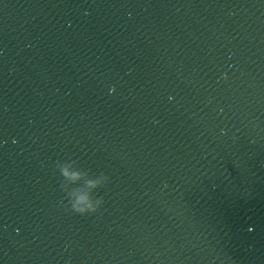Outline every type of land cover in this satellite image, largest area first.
Wrapping results in <instances>:
<instances>
[{"label": "water", "instance_id": "1", "mask_svg": "<svg viewBox=\"0 0 264 264\" xmlns=\"http://www.w3.org/2000/svg\"><path fill=\"white\" fill-rule=\"evenodd\" d=\"M0 264H264V0H0Z\"/></svg>", "mask_w": 264, "mask_h": 264}, {"label": "clouds", "instance_id": "2", "mask_svg": "<svg viewBox=\"0 0 264 264\" xmlns=\"http://www.w3.org/2000/svg\"><path fill=\"white\" fill-rule=\"evenodd\" d=\"M86 201V197H81L80 198V202L81 203H84ZM78 211H80V212H83L84 211V209L83 208H79V209H77Z\"/></svg>", "mask_w": 264, "mask_h": 264}]
</instances>
